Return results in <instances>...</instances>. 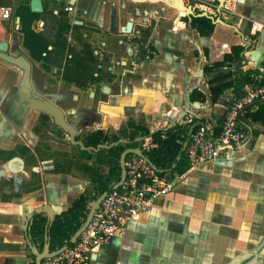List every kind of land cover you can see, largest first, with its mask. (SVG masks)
<instances>
[{
	"label": "crops",
	"instance_id": "obj_1",
	"mask_svg": "<svg viewBox=\"0 0 264 264\" xmlns=\"http://www.w3.org/2000/svg\"><path fill=\"white\" fill-rule=\"evenodd\" d=\"M30 1L0 0V41H16L0 51V264H27V215L41 208L60 214L78 198L87 205L112 185L126 148L117 146L120 141L143 139L142 128L184 140L192 124L218 131L231 93L245 86L225 60L232 48L243 49L240 73L255 74L264 66V29L251 30V22L264 24V0H198L206 13L195 18L180 16V0H40L39 14ZM110 1L117 14L113 25ZM4 10L9 19H3ZM207 20L210 26L201 27ZM78 21L96 27L93 36L107 53L103 70L111 67L99 82L86 85L112 93L101 94L104 120L79 143L87 145L90 134L102 130L107 149L69 143L65 122L23 96L24 88L34 93L41 85L78 90L55 78L68 70L79 41L68 36L71 50L52 37L53 26ZM129 21L134 33L121 35ZM243 120L251 130L246 128L243 149L195 167L121 237L101 247L91 264H264V125ZM115 138L112 152L106 151Z\"/></svg>",
	"mask_w": 264,
	"mask_h": 264
},
{
	"label": "built area",
	"instance_id": "obj_2",
	"mask_svg": "<svg viewBox=\"0 0 264 264\" xmlns=\"http://www.w3.org/2000/svg\"><path fill=\"white\" fill-rule=\"evenodd\" d=\"M189 10L202 12L203 5L198 0H183ZM72 11V7L66 9ZM10 11L4 10L3 19H9ZM264 24L251 22L253 33L261 32ZM239 62L231 64L230 71L240 75L243 69ZM252 74L251 83L234 90L227 102L225 111L218 122V131L215 133L207 127H196L185 147L181 160L184 166L178 172V166L170 173H159L143 158L136 154H127L124 159L125 177L117 188H112L102 199L94 211L91 220L79 235L76 242L59 254L46 258L42 264H91L98 250L111 243L116 237H121L128 225L136 221L141 215L150 211L157 200L174 191L195 167L202 163L215 161L222 154V147L239 146L248 139V132L241 120L246 113L254 112L252 107L243 112L242 109L264 99V66L256 69ZM182 145V144H181ZM154 148L151 140L143 141L141 151L147 156ZM118 178L113 181L117 183ZM112 183V184H113ZM112 185H107L109 189ZM101 192H97L99 196ZM85 206L84 217L80 218L83 224L89 210Z\"/></svg>",
	"mask_w": 264,
	"mask_h": 264
},
{
	"label": "flooded vegetation",
	"instance_id": "obj_3",
	"mask_svg": "<svg viewBox=\"0 0 264 264\" xmlns=\"http://www.w3.org/2000/svg\"><path fill=\"white\" fill-rule=\"evenodd\" d=\"M109 4L111 11L110 21L111 25H113L116 23L117 14L113 2L110 1ZM180 4V16L183 14H191L193 18H195L198 14L206 13V10L197 12L193 9H187L183 0H180ZM128 24L131 25L129 31L126 30ZM52 28L54 44H63L64 47L67 46L68 49L72 50L74 49L73 46H70L72 40L68 39V36L72 35L77 39V41H79V47H81V49H79L77 53L70 54L69 60L71 59L73 62L71 65H67L66 68H68V70L62 73V75L59 74L61 77L57 76L55 78V81L59 83L63 80L78 85V90L72 91L68 85L64 84H57L50 89L44 88V86L41 85L34 93L28 91V88H24L25 93L23 96L27 101H35V103L40 106L49 108L53 112L54 118L57 122H65L67 127L76 128L75 132L79 140L82 134L89 131L90 127H96L104 120V114L100 112V106L104 103V101L101 100V94L112 96L111 89L109 87L89 89V86L86 84L90 81L99 82L103 71L108 73L111 67L106 66L103 70L104 66L102 63L107 62V53L101 48L102 41H97V39L93 36L94 33L97 32L95 31L96 27L94 25L78 21V23H73L72 25H68L66 22L57 24ZM81 29L86 30V32L80 34L79 32ZM133 33V23L130 21L120 27L121 35L129 36ZM68 55L69 54H66V58ZM102 132L105 133L102 130L92 132L88 139V144L95 134L102 136ZM67 137L70 138L68 135ZM103 138L107 140V133H105ZM112 141H114V139L111 140V142ZM87 145H84L83 149H88L89 146ZM132 147L133 145H130L128 148ZM134 147H136V145Z\"/></svg>",
	"mask_w": 264,
	"mask_h": 264
},
{
	"label": "trees",
	"instance_id": "obj_4",
	"mask_svg": "<svg viewBox=\"0 0 264 264\" xmlns=\"http://www.w3.org/2000/svg\"><path fill=\"white\" fill-rule=\"evenodd\" d=\"M200 25L203 28L209 27L210 21H202ZM37 42L40 45L41 42L39 39ZM242 54V48L234 47L231 53L225 56V60L231 63L238 62L242 58ZM251 74L250 72L244 73L243 71L240 73L239 77L242 78L245 85L251 83ZM245 116L253 122H260L264 125V104H259L256 111L248 112ZM140 130L142 132L143 141L149 139L154 145V148L147 153L148 159L162 170L170 169L181 149V145L177 143V139L183 142L184 136L180 137L169 132L166 138H161L160 135L162 130L160 129L152 130L142 128ZM215 133H217V131H215ZM98 135L99 134H95L93 136L92 140L87 145L89 146L88 149L95 150L98 146H103L102 143H104L105 138L98 143ZM133 140L134 138H131L126 141V146L129 147ZM177 166H184L183 160L180 159ZM117 169V174H120L119 166H117ZM107 190V187H103L100 191L103 193ZM85 206L86 201L83 198H78L66 211L55 214L52 218L43 216L44 210L42 208L29 214L25 221L24 239L33 256L44 251L54 253L64 247L81 226L80 218L84 217Z\"/></svg>",
	"mask_w": 264,
	"mask_h": 264
},
{
	"label": "water",
	"instance_id": "obj_5",
	"mask_svg": "<svg viewBox=\"0 0 264 264\" xmlns=\"http://www.w3.org/2000/svg\"><path fill=\"white\" fill-rule=\"evenodd\" d=\"M75 0H71V3H73ZM220 2H222V0H218V3L220 4ZM30 9L33 13H36V14H39L42 12L43 8H42V3L40 0H31L30 1ZM220 13V5L218 6V9H217V15ZM187 17V16H192L191 14L189 15H185L183 14L181 17L184 18V17ZM200 17H206L208 19H210L213 23H216V21H218V23H222V21H220L219 19L218 20H215L213 19V17L211 16H208L206 14H204L203 16H200ZM130 27L131 25L128 24L127 25V31L130 30ZM124 30V29H123ZM15 42L16 41H11V42H5V41H0V51L1 52H7L9 50V47L10 45H15ZM245 54H246V51H245ZM242 58H244V54H242ZM257 72V71H256ZM255 72V73H256ZM258 104H264V99L263 100H259V101H256L255 103L245 107L244 109L241 110V112H243L244 110H246L247 108L249 107H252V106H256ZM242 124L248 129L249 133L251 132L250 128L246 125L245 121L244 120H241ZM198 126H202V127H206L204 126L203 124H192L185 136V140L181 146V149H180V152H179V155L177 156L175 162L172 164L171 168L170 169H166V170H162L158 167H156L149 159H148V156L144 155L141 151V147H142V144H143V139H134L133 142H132V145L135 144L136 147H132V148H128L126 146V141L125 140H122L120 141L119 143H117V146L120 145V144H124L125 145V149L122 151V153L120 154V157H119V168H120V180L117 182V183H113L112 186L105 192L101 193L93 202H90L89 204V210H88V213L86 215V218L83 222V224L79 227V229L72 235V237L70 238V240L66 243V245L64 247H62L61 249H59L58 251L54 252V253H48L46 251L44 252H41V253H37L35 254V264H42L43 263V260L46 259V258H49V257H52V256H55L57 254H59L60 252H62L63 250H65L66 248L70 247L71 245H73L77 238L79 237V235L81 234V232L84 231V229L86 228V226L88 225L89 221L91 220V217L94 213V211L98 208L100 202L102 201V199L104 198V196L112 189V188H117L120 186V184L123 182L124 180V177H125V168H124V159L126 157L127 154H136L138 155L139 157L143 158L144 160H146L151 166L152 168L159 172V173H170L172 172L178 165L182 155H183V152L185 150V147L186 145L188 144V141L190 139V136H191V133L192 131L198 127ZM247 141L239 146H233V145H229V146H225V147H222V151H226V150H236V149H243L246 145H247ZM102 148H106L107 147L105 145L102 146ZM100 149V147H99ZM48 211V210H47ZM54 215H52V212L48 211L47 212V217L48 218H52Z\"/></svg>",
	"mask_w": 264,
	"mask_h": 264
},
{
	"label": "rangeland",
	"instance_id": "obj_6",
	"mask_svg": "<svg viewBox=\"0 0 264 264\" xmlns=\"http://www.w3.org/2000/svg\"><path fill=\"white\" fill-rule=\"evenodd\" d=\"M42 68V67H41ZM59 123L61 124L62 122L61 121H59ZM87 126V125H86ZM75 127H78V126H75ZM73 129H75V130H73ZM80 129V128H79ZM66 130L68 131V136L70 137L69 138V143H71V144H77L79 147H83V144L81 145L80 143H79V140H78V136L76 135V128H72V127H66ZM103 136H105V133H103L102 132V136L101 135H99L98 137H97V139H98V143L99 142H101L102 141V139L104 140V138H103ZM68 138V137H67ZM117 141H118V139H114V141H109L108 142V145H115L116 143H117ZM113 143V144H112ZM103 145H106V140L104 141V143H102ZM112 146H110V149L109 150H106V151H111L112 152V150H113V147ZM107 147V146H106ZM111 147H112V150H111ZM108 148V147H107ZM106 149V148H105ZM87 157H91L90 155H88ZM178 172L179 171H181V167L180 166H178ZM105 187H107V185L105 186ZM99 192H101V191H99ZM101 194V193H100ZM98 196H95L94 197V199H93V201L97 198ZM92 200L91 201H89V202H93ZM43 214L44 215H47V212L44 210L43 211ZM55 215V214H54ZM28 216V215H27ZM26 216V217H27ZM25 221H26V218H25ZM24 221V222H25ZM24 227H25V223H24ZM23 231H24V228H23ZM25 243H26V241H25ZM26 248H27V250H28V252H29V254H28V260H27V264H35V258H34V256H33V254L29 251V249H28V247H27V244H26Z\"/></svg>",
	"mask_w": 264,
	"mask_h": 264
}]
</instances>
